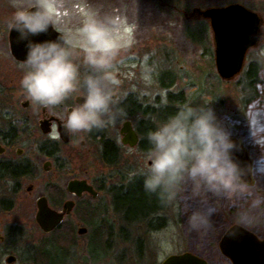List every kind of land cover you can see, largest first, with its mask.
Segmentation results:
<instances>
[{
    "label": "rangeland",
    "instance_id": "rangeland-1",
    "mask_svg": "<svg viewBox=\"0 0 264 264\" xmlns=\"http://www.w3.org/2000/svg\"><path fill=\"white\" fill-rule=\"evenodd\" d=\"M156 1L111 0L110 3L107 0H61V4L57 8L60 22L55 27L66 34L71 44L76 43L79 39L77 30L82 27L87 18L93 17L100 21L118 20L121 49L114 67V76L117 81L114 91L118 94V101L120 103L123 99L132 98L136 94L143 102L152 103L157 97L162 99L166 95V91L160 90L157 80L161 69L169 68L179 74H186L187 81L183 80L181 85L188 82L203 86L202 88L208 85L203 78L205 75L211 76L216 73L220 77L215 67L216 46L210 22L207 18L200 16L197 9L221 7L232 3L244 5L260 18V39L258 44L249 48L245 54L242 70L229 79H223V90L219 88L214 91V100H212L213 98L207 99L206 104L215 109L218 117L230 118L232 121L239 122L234 129L233 139L240 140L245 137L244 135L247 134L243 115L245 107L249 104L255 107L254 101L264 100V3L261 2L262 0H160L161 4ZM24 6H27L26 2ZM182 8L188 9V14L179 15ZM16 10L12 0H0V105L6 101V97H9L11 98L10 102L17 109L14 111L21 112L25 109L21 102L28 99L20 86L25 70L20 67L21 63L12 56L7 36L10 29L8 24ZM204 22L207 25L208 45L206 47L192 41L186 34L187 27H192L199 36H202ZM79 55L80 58L76 62L81 64L86 72L82 54ZM252 60L258 61V65H260L259 93L244 106L241 97H239L244 84H240L239 81H244V70ZM207 89L212 91L211 87H207ZM123 113L126 117L125 112ZM231 114H236V116H231ZM136 117L133 120L134 124L140 120L141 116L139 114ZM124 120L118 118L112 127H121ZM244 129H246L245 132ZM244 146L254 162L260 155L259 150L248 144H244ZM147 151L139 147L125 148L123 155H125V160L130 163L128 164L131 167L129 168L130 176L135 172L141 173L142 170L150 166V161L146 159ZM92 155L93 153H90L81 161V164L77 162V165L86 168L89 165H94L96 168V156ZM261 167H264V164ZM250 180L249 183L253 186L255 193L264 196V177L253 176ZM36 195L37 190L33 196H28L29 210L25 214L26 227L23 235L17 240L6 238L5 242L0 243V264H7L6 257L9 254H14L17 257L16 261L11 264H38L34 259L35 251L40 249L49 234L42 231L35 221ZM209 203L213 204L217 211L211 217V227L201 230H193L189 227L187 220L190 210L186 211L183 203L179 205L167 204L166 210L161 214L166 217V222L157 230H150L146 223L140 222L135 224L127 222L125 225L124 217L119 213L103 215L110 222L116 223H114L116 234L113 241H110L109 251H99L97 254L93 252L91 258H97V260L88 264H140L138 256L141 242H143L144 252L147 254L142 264L151 262L160 264L167 256L183 252L198 254L205 258L208 264H231L220 253L219 243L224 232L231 225L237 223L238 212L247 205L242 202L232 203L215 198H210ZM204 206V203L199 200L191 202L192 209ZM20 218L21 215L18 213L17 215L13 213L0 216V234L7 235L3 226L6 221ZM78 225L81 228L84 225L87 227L85 233H80L78 228L72 230L75 233L73 240L79 245L77 252H81V250L85 251L92 225L84 224V222L83 224L79 222ZM249 229L264 238V213L261 214V221ZM50 251L51 254L55 253L53 264H58L56 261L60 260V250L51 247ZM76 258L80 260L78 256ZM70 261L72 264L76 263L74 256ZM76 264H81V262L77 261Z\"/></svg>",
    "mask_w": 264,
    "mask_h": 264
},
{
    "label": "clouds",
    "instance_id": "clouds-1",
    "mask_svg": "<svg viewBox=\"0 0 264 264\" xmlns=\"http://www.w3.org/2000/svg\"><path fill=\"white\" fill-rule=\"evenodd\" d=\"M25 2L27 6L25 7ZM17 9L8 27L16 32L17 43L26 48L25 70L20 86L33 105L57 107L79 93L83 103L72 108L63 127L70 135L88 133L114 125L124 115L116 107L114 67L121 49L118 20L87 18L71 43L64 35L55 40L36 41L59 22L61 0H12ZM58 32L59 28L56 29ZM82 54L83 66L76 61ZM243 111L247 135L233 139L239 123L218 117L211 106H178L175 114L149 131L150 166L141 171L144 188L168 205L183 203L190 210L188 225L193 230L211 227L216 207L210 198L247 205L237 214L241 227L251 228L261 221L264 196L255 193L248 177H264V100L254 101ZM248 144L260 155L242 166L235 153ZM203 208L192 209V201ZM234 234V233H233Z\"/></svg>",
    "mask_w": 264,
    "mask_h": 264
},
{
    "label": "flooded vegetation",
    "instance_id": "flooded-vegetation-1",
    "mask_svg": "<svg viewBox=\"0 0 264 264\" xmlns=\"http://www.w3.org/2000/svg\"><path fill=\"white\" fill-rule=\"evenodd\" d=\"M128 98L119 103L118 94L115 93L116 107L123 112H126V108L132 109L135 116L139 115L140 97L134 94L132 98L136 103L133 101V105L130 101L132 108L129 107ZM10 101L11 98L6 97V101L0 105V216L18 213L21 218L3 224L7 235L0 234V243L5 242L6 238L17 240L23 235L25 214L29 210L28 196H33L36 190V222L40 198H45L52 210L63 213L62 222L54 230L44 231L49 235L59 229L78 228L80 232L78 223L86 222L79 216H88L94 212L123 215L124 211L117 206L116 198L127 192L134 177L141 175L135 172L130 176L131 167L125 160L124 150L126 147H139L147 151L151 147L142 137L140 123L134 124L135 119L125 113L126 117H120L125 119L121 127L111 125L88 133L70 135L63 124L67 113L83 103L79 93L72 94L64 104L50 108L35 106L28 98L21 102L25 108L21 112L14 111L17 109ZM126 121L132 123L138 135L139 140L135 146L123 142L121 128ZM62 132L68 134V140L64 139ZM90 153L96 156V168L94 165L87 168L77 165ZM75 180L86 181L92 190H82L78 194L70 187V183ZM127 222L124 218L125 225ZM224 257L231 262L226 255Z\"/></svg>",
    "mask_w": 264,
    "mask_h": 264
},
{
    "label": "trees",
    "instance_id": "trees-1",
    "mask_svg": "<svg viewBox=\"0 0 264 264\" xmlns=\"http://www.w3.org/2000/svg\"><path fill=\"white\" fill-rule=\"evenodd\" d=\"M107 1L111 3V0ZM156 2L161 4L160 0H157ZM261 2L264 3V0ZM170 12L172 13V11ZM186 13L188 14V9L182 8L179 12V15ZM202 32L203 35L199 36L198 33L192 29V27H187L186 30V34L192 41L201 43L206 47L208 45L206 22H204L202 25ZM258 64V61H250L249 64L246 65L247 67L243 73L244 81H239L240 84H244L242 88L243 90H241V95L239 96L241 97L244 106L245 104L247 105L250 103V101L253 100L259 93L258 85L261 81V78L260 65ZM81 70V73L83 74L85 72L84 68L81 67ZM158 74V85L160 90L166 91L165 97L162 99L161 97H157L152 103L145 101L143 102V100H140L139 102V114L141 117L140 120H137V122L140 123V130L145 143H148V132L155 130L158 123L165 121L170 115L175 114L178 106H182L184 104H191L192 106H207V99L209 100L213 98L214 91H217L219 88L223 90V78L221 79L218 75H216V73L212 74L211 76L205 75V77H203L205 83L207 82L208 84L206 86L211 87L212 91L208 90L207 87L202 88L203 86L200 87L199 85L188 82L181 85L183 80L187 81L188 76L186 74H179L178 72L169 68L161 69L160 73ZM212 100H214V98ZM130 101L133 104L134 100L131 98L128 100L130 104L129 107L132 108ZM125 110V113H128L130 117L133 119L137 118L134 115L135 113H133L132 109L126 108ZM231 116L235 117L236 114H231ZM245 131L246 129H244V132ZM246 135L247 134L244 136ZM143 181L144 177L142 175L134 177V179L130 181L131 183L128 185L129 188L126 190L127 192L123 193L121 196L118 193L119 196L116 198L117 206L122 208L124 211L123 216L126 218V220H128V222L133 224L139 222L146 223L150 230H157L161 228V226H163L166 222V217L161 214H163L166 210L167 204L161 202L157 194L147 192L144 188ZM82 218L88 225H92V228H90V238L87 241L85 251L81 250V252H77L79 250V245L77 242H75V240H73L75 235L74 231H72L73 229H59L55 232L53 231L49 237H46L42 243V246H40V249L35 251L34 259L38 264L54 263L53 261L55 253L51 254V247L58 248L61 252V255H59L60 260L56 261L58 264H72L70 260H73V256L75 261L77 260L76 256H78L80 260L77 261H80L81 264L94 263L97 258H91L93 252H96L95 254H97L99 251H109L113 237L116 234V230L114 229L116 223L114 222V224L113 222H110L104 218L103 214H97L95 212ZM142 243L143 242L140 243V254L138 256L140 264H142V261L147 255L144 252L145 246ZM63 259L64 261H62ZM149 264L153 263L151 262ZM155 264H157V262H155Z\"/></svg>",
    "mask_w": 264,
    "mask_h": 264
},
{
    "label": "water",
    "instance_id": "water-1",
    "mask_svg": "<svg viewBox=\"0 0 264 264\" xmlns=\"http://www.w3.org/2000/svg\"><path fill=\"white\" fill-rule=\"evenodd\" d=\"M200 16L207 18L214 36L215 63L221 78L229 79L239 73L244 65L245 54L248 49L258 44L260 39V18L256 13L242 4L232 3L221 7L198 8ZM57 28H49L47 34L33 38L36 41L55 40L58 35L66 34ZM16 32L9 29L8 39L10 51L14 59L22 63L26 59V48L23 43H17ZM27 103V101H26ZM24 103V104H26ZM124 144L135 146L138 143V135L132 123L126 121L121 128ZM65 140L68 134L62 132ZM237 140V139H236ZM239 142V140H237ZM236 159L242 166L252 164V159L245 149L235 153ZM252 177H248L251 181ZM72 190L78 194L82 190H92L86 181L75 180L70 183ZM36 220L43 231L51 232L63 219V213L52 210L45 198L38 200ZM82 227L80 233L86 232ZM234 233V234H233ZM222 254L231 260V264H264V238L259 237L249 228L241 227L238 223L231 225L224 232L219 243ZM8 263H14L16 257L8 256ZM160 264H208L207 260L192 252H183L167 256Z\"/></svg>",
    "mask_w": 264,
    "mask_h": 264
}]
</instances>
